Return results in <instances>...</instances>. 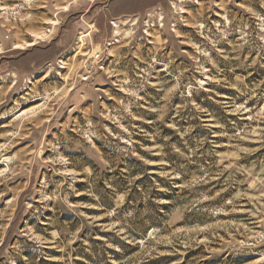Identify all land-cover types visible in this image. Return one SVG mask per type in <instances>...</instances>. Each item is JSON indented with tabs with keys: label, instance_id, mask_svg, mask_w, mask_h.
Here are the masks:
<instances>
[{
	"label": "rangeland",
	"instance_id": "obj_1",
	"mask_svg": "<svg viewBox=\"0 0 264 264\" xmlns=\"http://www.w3.org/2000/svg\"><path fill=\"white\" fill-rule=\"evenodd\" d=\"M0 49V264H264V0H0Z\"/></svg>",
	"mask_w": 264,
	"mask_h": 264
},
{
	"label": "bare ground",
	"instance_id": "obj_2",
	"mask_svg": "<svg viewBox=\"0 0 264 264\" xmlns=\"http://www.w3.org/2000/svg\"><path fill=\"white\" fill-rule=\"evenodd\" d=\"M51 24H55V25H57V23H51ZM115 25V27L118 29V24L117 23H115L114 24ZM46 36V34H44V35H42V36H40V35H38V36H36V35H33V37L34 38H37V40L38 39H43L44 37ZM35 44H28L27 45V47H32V46H34ZM22 48H23V46H21ZM21 47H16V49H22ZM0 52H1V49H0Z\"/></svg>",
	"mask_w": 264,
	"mask_h": 264
}]
</instances>
